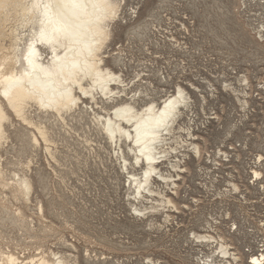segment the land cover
<instances>
[{
  "label": "rangeland",
  "instance_id": "374dc122",
  "mask_svg": "<svg viewBox=\"0 0 264 264\" xmlns=\"http://www.w3.org/2000/svg\"><path fill=\"white\" fill-rule=\"evenodd\" d=\"M119 3L102 55L123 81L112 85L121 96L85 98L87 109L72 108L62 118L29 105L26 115L47 141L9 113L0 148V253L10 251L23 264L43 255L68 264L262 259L264 0ZM178 87L186 107L158 162L175 184L152 177L154 193L140 197L129 174L140 176L142 166L122 142V168L93 113L105 116L125 102L137 110L150 101L161 105ZM176 162L179 168L169 164ZM18 177L29 181L28 196L4 185ZM192 232L213 237L198 240ZM220 244L227 246L226 258L212 252Z\"/></svg>",
  "mask_w": 264,
  "mask_h": 264
},
{
  "label": "bare ground",
  "instance_id": "6f19581e",
  "mask_svg": "<svg viewBox=\"0 0 264 264\" xmlns=\"http://www.w3.org/2000/svg\"><path fill=\"white\" fill-rule=\"evenodd\" d=\"M119 5V0H0V148L6 140L5 123L9 121V113L33 125L47 141L46 131L27 117L29 105L61 116L72 108L87 109L85 98L95 100L98 95L113 100L121 96L114 92L112 85L123 81L104 65L102 55L110 38V22L116 18ZM182 107H186V96L178 87L161 105L150 101L137 110L125 102L105 116L93 113L113 144L116 156L122 159V168L126 169L127 164L122 142H128L127 148L135 163L142 166L140 176L129 174V182L134 184L140 197L145 196L144 192L154 193L150 186L152 177L175 184L176 179L164 175L158 162L169 152L165 146L178 124ZM32 140L38 145L36 135H32ZM190 144L199 151L196 144ZM169 164L179 168L177 162ZM2 172L0 167V180ZM6 182L4 185H10L15 196H28L31 185L25 177ZM166 202L172 203L167 197ZM135 211L144 213L137 208ZM192 234L204 241L213 237L208 233ZM226 247L220 244L212 252L219 251L226 258L230 255ZM226 259L222 261L229 264ZM65 260L61 257L49 260L43 255L28 261L29 264H68ZM260 260L256 257L252 261L259 263ZM0 264H23V260L10 251L2 252Z\"/></svg>",
  "mask_w": 264,
  "mask_h": 264
},
{
  "label": "built area",
  "instance_id": "2783aa9c",
  "mask_svg": "<svg viewBox=\"0 0 264 264\" xmlns=\"http://www.w3.org/2000/svg\"><path fill=\"white\" fill-rule=\"evenodd\" d=\"M256 254V253H255ZM261 254H258V255H253V256H251V257H249L248 258V264H258V263H256V262H254V261H252L254 258H256V257H259ZM263 258L261 259V261H262V263L261 264H264V255L262 256Z\"/></svg>",
  "mask_w": 264,
  "mask_h": 264
}]
</instances>
